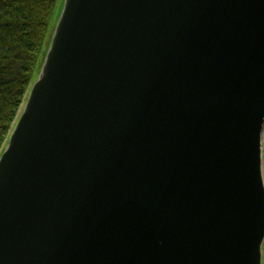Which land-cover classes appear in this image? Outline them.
Segmentation results:
<instances>
[{
  "label": "water",
  "instance_id": "1",
  "mask_svg": "<svg viewBox=\"0 0 264 264\" xmlns=\"http://www.w3.org/2000/svg\"><path fill=\"white\" fill-rule=\"evenodd\" d=\"M0 264H264V0H65L0 153Z\"/></svg>",
  "mask_w": 264,
  "mask_h": 264
},
{
  "label": "trees",
  "instance_id": "2",
  "mask_svg": "<svg viewBox=\"0 0 264 264\" xmlns=\"http://www.w3.org/2000/svg\"><path fill=\"white\" fill-rule=\"evenodd\" d=\"M55 3L56 0H0V85L20 88L19 98L4 106L6 134L32 81Z\"/></svg>",
  "mask_w": 264,
  "mask_h": 264
},
{
  "label": "flooded vegetation",
  "instance_id": "3",
  "mask_svg": "<svg viewBox=\"0 0 264 264\" xmlns=\"http://www.w3.org/2000/svg\"><path fill=\"white\" fill-rule=\"evenodd\" d=\"M4 83H6V80H4ZM20 96V88L17 86V87H13L12 84H8L7 86L6 85H0V139L3 138L2 142H1V145H0V153L2 151V148L4 147L5 145V142H6V138H7V134L9 133L16 117H17V114L20 110V107H21V104L17 110V113H16V117L14 118V120L11 122L10 124V128L8 129V132L7 134L5 133L6 131V118H5V103L6 102H12L13 100H16L18 99Z\"/></svg>",
  "mask_w": 264,
  "mask_h": 264
},
{
  "label": "rangeland",
  "instance_id": "4",
  "mask_svg": "<svg viewBox=\"0 0 264 264\" xmlns=\"http://www.w3.org/2000/svg\"><path fill=\"white\" fill-rule=\"evenodd\" d=\"M64 2H65V0H56L51 19L49 21V26H48V30H47V33H46V37H45V40L43 42V46L41 48V51L39 53L38 64H37V67H36V69L34 71V74L32 76L31 84L35 81V79H36V77L38 75V70H39L38 67L40 66L41 62L44 59L45 54L48 51L49 44H50V41H51V38H52V34H53V29H54V27L56 26V24L58 22V19L60 17V14H61L63 6H64Z\"/></svg>",
  "mask_w": 264,
  "mask_h": 264
}]
</instances>
